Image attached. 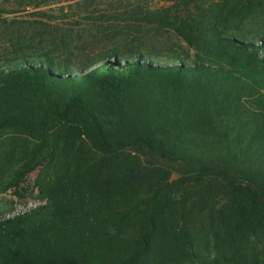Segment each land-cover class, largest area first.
Here are the masks:
<instances>
[{
	"label": "trees",
	"instance_id": "16d2710c",
	"mask_svg": "<svg viewBox=\"0 0 264 264\" xmlns=\"http://www.w3.org/2000/svg\"><path fill=\"white\" fill-rule=\"evenodd\" d=\"M55 2L75 25L0 63V133L37 143L10 182L39 170L45 201L0 205V264L196 262L198 229L216 264H264V0ZM86 141L110 166L82 181Z\"/></svg>",
	"mask_w": 264,
	"mask_h": 264
},
{
	"label": "rangeland",
	"instance_id": "374dc122",
	"mask_svg": "<svg viewBox=\"0 0 264 264\" xmlns=\"http://www.w3.org/2000/svg\"><path fill=\"white\" fill-rule=\"evenodd\" d=\"M56 0H47L48 6H40L45 3L43 0H0V63L4 59L23 52L26 47L24 41L31 42L30 38L39 36L37 23L40 20H52L53 23H64L67 26L75 25L78 19L76 6L70 3L56 4ZM179 0H132L143 7L150 9H159L169 7ZM64 5V6H63ZM61 7H65L61 11ZM46 12L47 17L43 18L39 13ZM65 15H68L67 17ZM65 26V27H67ZM37 143L34 139L17 129H9L0 133V205L11 208L13 212L24 211L45 203L41 198V193L37 186L39 170L27 174L23 177L18 186L11 184V175L21 164L29 161L33 151H36ZM16 154L17 165L12 164V159ZM137 156V152L125 153L124 156ZM81 161L83 171L79 175L82 181L85 179H95L105 173L110 166L109 159H106L102 153L95 151L90 143L86 141L81 150ZM105 169V170H104ZM102 173H100V172ZM80 188V191H84ZM146 189H142L144 193ZM2 206V207H3ZM206 229H198L197 237L199 240L196 249L197 261H186L183 256V262L180 264H216L215 243L208 239ZM251 244L257 251L264 248L259 238L252 239ZM165 252L168 249H163ZM151 259V256L149 257ZM171 259L168 257V263Z\"/></svg>",
	"mask_w": 264,
	"mask_h": 264
}]
</instances>
